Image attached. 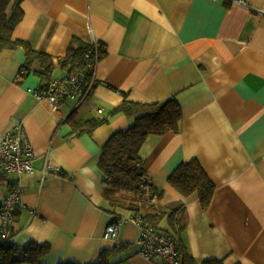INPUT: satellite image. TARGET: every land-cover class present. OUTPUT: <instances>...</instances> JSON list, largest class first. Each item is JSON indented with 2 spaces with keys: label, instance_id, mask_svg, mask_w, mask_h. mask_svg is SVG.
Returning a JSON list of instances; mask_svg holds the SVG:
<instances>
[{
  "label": "crops",
  "instance_id": "crops-1",
  "mask_svg": "<svg viewBox=\"0 0 264 264\" xmlns=\"http://www.w3.org/2000/svg\"><path fill=\"white\" fill-rule=\"evenodd\" d=\"M21 7L13 38L52 55L53 76L69 72L58 59L77 37L97 40L101 57L91 95L68 97L53 111L28 90L40 88L41 77L21 75L25 49L0 52V139L22 120L37 154L36 172L20 179L24 207L12 241L49 244L39 264H96L103 253L107 264H164L139 253L132 221L118 233L119 247L107 236L113 212L98 160L109 137L133 124L112 111L125 98L174 97L183 110L180 131L150 134L140 148L161 191L150 202L176 222L164 217L159 226L197 264H264V0H22ZM72 118L107 121L80 133ZM192 158L216 186L206 208L197 192L184 196L168 180ZM47 159L62 172L43 180ZM4 173L0 203L17 177Z\"/></svg>",
  "mask_w": 264,
  "mask_h": 264
},
{
  "label": "trees",
  "instance_id": "trees-1",
  "mask_svg": "<svg viewBox=\"0 0 264 264\" xmlns=\"http://www.w3.org/2000/svg\"><path fill=\"white\" fill-rule=\"evenodd\" d=\"M21 1L0 0V52L5 48L23 47L26 60L22 65L21 75L24 76L34 70L43 80L41 86L43 87L49 84L54 77V58L49 53L36 49L28 40L13 38V31L24 16ZM91 47L94 46L90 44V41L75 38L68 53L58 59L59 64L62 67L68 66L69 71L85 66L86 52ZM98 48L99 57H101V48L100 46ZM112 111L113 113L123 112L133 121L128 129L115 131L103 145L99 154L98 163L103 173L106 197L112 206L113 215H124L119 213L120 210L144 215L154 226L176 238L168 230L159 226V222L164 217H167L173 226L176 222L169 210L150 202L154 196H161V191H157L148 174L140 148L150 134L163 135L180 131L183 119L181 105L174 97L161 102H139L125 98ZM106 121L105 118L79 121L71 119L73 129L80 133H91ZM4 179L7 178L4 170L0 168V192L6 182ZM168 180L184 196L197 192L205 208L210 204L216 189L215 183L197 158L181 162L172 171ZM177 224L180 229L181 225ZM49 251L50 246L47 243L32 242L27 246H18L12 240L0 242V264H22L23 262L39 264L41 259L49 254ZM105 258L106 253H103L101 261L96 264H107ZM181 258L185 264H197L193 256L187 250H182V247ZM200 264L225 263L222 259H208Z\"/></svg>",
  "mask_w": 264,
  "mask_h": 264
},
{
  "label": "built area",
  "instance_id": "built-area-1",
  "mask_svg": "<svg viewBox=\"0 0 264 264\" xmlns=\"http://www.w3.org/2000/svg\"><path fill=\"white\" fill-rule=\"evenodd\" d=\"M90 44L94 47L86 52L85 66L76 67L67 75L54 76L49 84L36 90L32 88L28 90L39 101H45L53 111H58L68 97L79 101L88 98L94 88L96 67L100 59L98 41L91 40ZM36 156L24 122L16 120L13 127L0 139V168L17 176L0 203V242L13 239L16 213L24 207L23 186L20 179L25 173L36 172L34 165ZM61 172L62 169L59 166L47 159L42 168V179L44 180L52 173ZM127 221L134 222L139 229L140 254L151 259H161L164 264H185L181 258L179 240L154 226L146 216L141 214L113 215L106 234L116 240L118 247L121 244L118 233Z\"/></svg>",
  "mask_w": 264,
  "mask_h": 264
}]
</instances>
